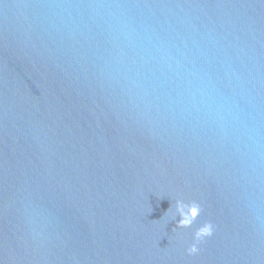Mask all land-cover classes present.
Returning a JSON list of instances; mask_svg holds the SVG:
<instances>
[{"label": "water", "instance_id": "95a60500", "mask_svg": "<svg viewBox=\"0 0 264 264\" xmlns=\"http://www.w3.org/2000/svg\"><path fill=\"white\" fill-rule=\"evenodd\" d=\"M0 264H264V0H0Z\"/></svg>", "mask_w": 264, "mask_h": 264}, {"label": "clouds", "instance_id": "9594fccd", "mask_svg": "<svg viewBox=\"0 0 264 264\" xmlns=\"http://www.w3.org/2000/svg\"><path fill=\"white\" fill-rule=\"evenodd\" d=\"M177 211L180 213L181 219L177 221L178 227H190L197 218L199 205L197 204H185L183 200H177ZM195 209V215L191 212H185V209ZM214 232V225L211 222H207L199 226L194 233V243L187 249L189 254H195L199 251L198 244L204 240L205 237H209Z\"/></svg>", "mask_w": 264, "mask_h": 264}]
</instances>
